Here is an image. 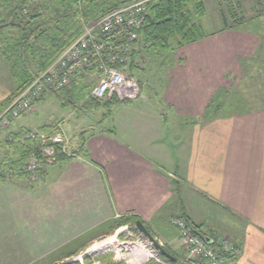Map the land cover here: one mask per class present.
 <instances>
[{"label":"crops","instance_id":"0c3cea01","mask_svg":"<svg viewBox=\"0 0 264 264\" xmlns=\"http://www.w3.org/2000/svg\"><path fill=\"white\" fill-rule=\"evenodd\" d=\"M253 45L226 28L179 49V65L162 92L169 112L189 120V142L178 163L163 146L156 147L155 137L150 138L141 124L159 128L165 121L163 110L148 115L135 110L133 122L126 123L132 130L127 129L122 139L116 132L90 136L82 150L85 158H62L34 187L20 188L18 192L34 195L38 209L35 222L21 234L22 239L33 235L37 240L30 254L49 255L66 245L62 254L68 255L75 252L70 241L81 238L80 247L92 244L106 237L109 221L137 217L154 240L178 259L184 256L182 245L168 223L170 217L185 215L202 225L203 236L227 237L240 249V255L226 264H264V101L256 103L263 97L245 88L253 79L246 72L252 68ZM0 82L5 84V78ZM222 88L229 96L233 88H243L242 99L221 105L214 116L204 119L207 102ZM0 91L1 103L12 86ZM189 189L196 192L194 204V196L186 193ZM177 192L179 216L172 200ZM205 204L213 207L211 215L204 208L193 212V207ZM218 207L230 210L234 220L226 225L217 220L218 215L213 218Z\"/></svg>","mask_w":264,"mask_h":264},{"label":"rangeland","instance_id":"374dc122","mask_svg":"<svg viewBox=\"0 0 264 264\" xmlns=\"http://www.w3.org/2000/svg\"><path fill=\"white\" fill-rule=\"evenodd\" d=\"M204 3L205 14L201 17L194 16L193 19V22L200 26L204 34H213L222 30L224 25L221 17H225L227 22L226 27L234 29L235 33L242 34L243 37H247L248 40L255 43L253 45V57L250 61L252 68L250 69L248 67L246 71L252 73H250V76L253 79L250 78V82L247 81L245 88L249 86L247 93L259 94L254 96L263 97L260 101L257 100L256 103L264 101V0H205ZM169 46H173L172 49L163 54L153 51L149 54L145 49L140 48V55L138 56L139 71L135 69L133 77L140 79L143 84H141L142 98L140 95L137 99L125 103L117 102L116 99L110 102L101 101L98 102L99 104L96 103V105L91 106L90 109H81L80 105L85 101L78 102L71 94H69L71 95L69 101H65L61 93L47 94L33 106L31 112L11 121L7 129L0 133V164L16 154V144H8L7 139L10 133H14L20 128L33 131L45 129H56L55 131L57 132L62 131L71 137V145L74 147V156L64 157L63 159H83L85 158L82 152L83 146L90 139V136L113 134V132H116L117 137L122 139L127 129L131 131V127H127L126 123L133 122L132 111L135 110L139 111L141 115L151 114L155 110L157 112L163 110L165 121L161 123L159 128L151 129L147 122H141V124L146 126L150 138H153L152 134L155 137L156 147L163 146L178 163L182 148L185 143L189 142L187 135L189 128L187 126L190 127V125H187L189 124L188 118H181L179 114L175 116L173 112L170 113L169 109L164 105L166 99L162 98V92L168 84L167 77H172V69L179 65L178 51L180 48L176 47L173 40H169ZM0 68V78H5V84L0 82V89L5 87V85H10L13 91L15 86L14 82L11 80L7 70V64H5L1 56ZM85 83L87 84V81ZM220 91L221 93L217 104L224 105L231 101L242 99L241 96L243 94L241 92L244 89L233 88L230 96L226 88H222ZM176 98L173 97V100ZM167 101L173 105L170 99H167ZM209 102H207L206 108ZM125 104L127 109L122 106ZM1 109L0 107V112L3 110ZM142 121L145 120L142 119ZM36 184L28 182L24 177H13L11 180L7 179L6 182L0 183V264H61L77 257L93 245L105 240L109 242L110 250H106L108 251L106 253H103V251L101 253L100 251L99 253L94 252L88 259H93L101 264H128L122 258L125 257V259H128L131 256L128 253L129 250L127 253L117 250L118 247L126 244L127 248L133 247V251L136 249L140 252L141 257L139 256V258L144 260V258L148 257L147 259L149 261L146 264H150L152 261L158 264L155 258L149 257V250L146 249V244L141 242L142 237L130 228V224L121 225L111 231V233L109 232L116 222L118 223L121 219L125 218L109 221L107 224L109 231L106 237L92 244H86L80 247L77 242L81 241V238H78L79 241L76 239L70 241L69 243L71 244L69 246H75V252L68 255L62 254L67 252L66 245H63L60 249H57L49 255H31L30 252H35L37 240L31 234L28 239H22L21 234L25 226L35 222V212L38 209L36 206L34 207L36 205L34 195L28 197L27 193H21L18 190L23 187L28 189L27 187L31 185L34 187ZM179 188L180 185H176L178 191ZM186 193L188 196H194V198L196 196V192L192 189H189ZM176 194L172 199L174 203L173 208H177L175 214L179 216V194L178 192ZM194 200L195 202L192 204L197 201L196 198ZM202 201H204L203 198L199 199L200 203ZM203 208L209 212L213 207L205 204V207L199 209L193 207L192 210L194 213H198L197 211ZM217 209V211L212 213V216L214 218L218 215L217 220L219 222L227 225L229 222H232V219L234 220L233 213L230 210L228 211L222 207H218ZM206 215H211V213ZM171 218L168 223L170 225ZM205 220L207 219L205 218ZM107 225L105 224L104 227H107ZM124 227L130 228V230L119 233L118 231ZM98 246H94L92 250H98ZM182 257L178 258L179 263H181Z\"/></svg>","mask_w":264,"mask_h":264},{"label":"trees","instance_id":"16d2710c","mask_svg":"<svg viewBox=\"0 0 264 264\" xmlns=\"http://www.w3.org/2000/svg\"><path fill=\"white\" fill-rule=\"evenodd\" d=\"M137 1L139 0H0V56L7 64L9 76L15 85L14 90L1 102L0 107L6 109L36 76L45 71L64 49L80 37L87 25L94 24L103 16ZM147 1L146 19L137 32V40L129 53V62L124 67L132 77L135 69L139 71L140 48L145 49L149 54L152 51L163 54L173 47L169 46V40H173L176 47L181 48L206 37L200 26L193 22L194 16L201 17L205 14V0ZM221 18L223 29L228 28L226 18ZM91 74L92 72L89 73ZM137 81L141 85V80L137 79ZM94 86L93 79L79 77L71 92L57 93L63 94L65 101H69V97L73 95L78 102L85 101L80 105L81 109H90L98 103L87 99ZM220 90L218 89L213 95L203 118L208 119L219 110L221 105L217 104V100ZM43 98L34 102L33 106ZM55 130L45 129L36 132L47 134ZM28 131L22 130L10 135L8 144H16V154L0 164V183L13 177H24L28 180V175L20 171L32 149L31 142L25 144L20 142L24 132ZM64 157L68 158L64 155L58 156L57 162ZM48 168L39 174L40 179ZM178 218L183 219L197 234H201L202 225L193 224L185 215H180ZM137 222L143 223L137 217L121 219L109 232L121 225L130 224V228L139 233L136 229ZM163 250L167 253L166 249ZM159 256L167 259L160 253ZM171 257L174 261L167 259L169 263H179L177 258L172 255ZM150 264L156 263L152 261Z\"/></svg>","mask_w":264,"mask_h":264},{"label":"built area","instance_id":"2783aa9c","mask_svg":"<svg viewBox=\"0 0 264 264\" xmlns=\"http://www.w3.org/2000/svg\"><path fill=\"white\" fill-rule=\"evenodd\" d=\"M147 0H139L125 5L99 19L96 23L87 25L80 37L64 49L56 60L42 73L36 76L32 83L17 96L2 113H0V132L5 130L14 119L29 113L33 103L47 94L71 92L79 77L93 79L95 86L87 99L97 102L116 99L117 102H128L141 95V85L125 70L129 62V53L137 40V32L141 29L147 15ZM92 72L91 75L89 73ZM21 144L31 142V151L20 171L28 175V181L37 183L40 173L47 167L56 164L57 157L64 155L72 157L74 147L71 138L62 131H51L38 134L29 130L24 132ZM171 226L178 232L184 256L181 263L176 264H226L230 258L240 255V249L227 237L215 235L206 237L197 234L183 219H171ZM130 228L124 227L123 231ZM117 232V233H118ZM142 237L146 244L149 257L155 258L158 264H171L167 259H161L152 244ZM104 244V245H102ZM102 245L97 251L92 248ZM110 250L108 241L93 245L77 257L61 264H101L88 259L94 252L106 253ZM120 252L131 254L122 260L128 264H146L148 257L139 258L141 254L127 245L118 247ZM175 264V263H174Z\"/></svg>","mask_w":264,"mask_h":264},{"label":"water","instance_id":"95a60500","mask_svg":"<svg viewBox=\"0 0 264 264\" xmlns=\"http://www.w3.org/2000/svg\"><path fill=\"white\" fill-rule=\"evenodd\" d=\"M136 229L138 230L139 233H141L154 247L156 251H158L160 254H162L165 258L170 259L172 262L174 259L167 254L163 248L154 240L152 235L147 231L146 227L143 225L141 222L136 223Z\"/></svg>","mask_w":264,"mask_h":264},{"label":"bare ground","instance_id":"6f19581e","mask_svg":"<svg viewBox=\"0 0 264 264\" xmlns=\"http://www.w3.org/2000/svg\"><path fill=\"white\" fill-rule=\"evenodd\" d=\"M102 245H104V244H102ZM102 245H99L98 247L100 248ZM139 250H140V249H139ZM92 251H97V250H94V249H93ZM140 251H141V250H140ZM142 254H143V253H142ZM144 254H145V253H144Z\"/></svg>","mask_w":264,"mask_h":264}]
</instances>
